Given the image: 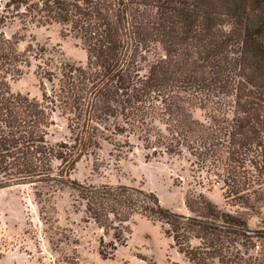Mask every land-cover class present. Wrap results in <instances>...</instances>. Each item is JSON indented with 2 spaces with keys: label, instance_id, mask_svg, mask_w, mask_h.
I'll use <instances>...</instances> for the list:
<instances>
[{
  "label": "trees",
  "instance_id": "16d2710c",
  "mask_svg": "<svg viewBox=\"0 0 264 264\" xmlns=\"http://www.w3.org/2000/svg\"><path fill=\"white\" fill-rule=\"evenodd\" d=\"M15 18L61 25L81 41L86 64L65 63L57 74L43 47L21 51L20 39L4 32ZM30 52L53 84L41 100L11 90ZM56 109L69 130L59 141L49 138ZM157 119L168 134L155 128ZM131 135L147 157L187 148L235 211L200 193L187 200L196 215H187L153 191L72 179L102 140ZM16 185L76 188L85 221L103 231L104 258L126 244L131 220L142 215L163 223L193 264H253L248 247L262 231L249 220L264 210V0H0V189Z\"/></svg>",
  "mask_w": 264,
  "mask_h": 264
},
{
  "label": "rangeland",
  "instance_id": "374dc122",
  "mask_svg": "<svg viewBox=\"0 0 264 264\" xmlns=\"http://www.w3.org/2000/svg\"><path fill=\"white\" fill-rule=\"evenodd\" d=\"M4 32L9 38L20 39L21 51L43 47L44 61L57 74L65 63L87 62L81 41L63 35L59 24L37 26L15 18L6 24ZM156 54L157 51L149 54V59ZM28 55L31 65L24 66L21 77L11 81V90L41 100L44 87L50 93L53 84L39 74L37 65L41 61L31 52ZM191 111L194 118L207 121L204 109L193 106ZM52 120L49 138L66 139L67 117L56 109ZM154 126L168 134L163 120H155ZM125 139L118 136L102 140V148L95 155L77 164L72 179L84 185L126 184L153 191L165 207L187 215H196L187 200L200 193L221 209L235 211L236 207L224 198L221 185L212 182L210 173L196 164L187 148L183 147L181 155L147 157L151 151L137 135H131L129 142ZM192 206L198 210L196 204ZM249 225L262 231L254 245L248 247L254 256L253 264H264V210L254 215ZM130 227L126 244L104 258L100 254L103 231L94 222L85 221L84 206L73 186L16 185L0 189V264H193L173 245L163 223L136 215ZM111 240V235L106 237L107 242ZM107 249L112 251L110 245Z\"/></svg>",
  "mask_w": 264,
  "mask_h": 264
}]
</instances>
